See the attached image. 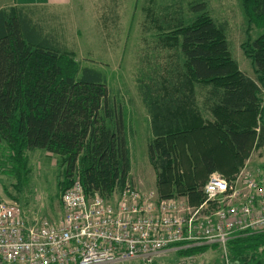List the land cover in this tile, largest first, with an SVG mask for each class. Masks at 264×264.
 I'll list each match as a JSON object with an SVG mask.
<instances>
[{
    "label": "trees",
    "instance_id": "obj_1",
    "mask_svg": "<svg viewBox=\"0 0 264 264\" xmlns=\"http://www.w3.org/2000/svg\"><path fill=\"white\" fill-rule=\"evenodd\" d=\"M241 2L264 28V0ZM204 9L193 3L196 16L187 24L179 10L164 21L155 17L164 31L160 50L173 51L170 65L137 79L152 137L148 161L162 198L195 195L196 202L197 186L211 173L231 179L252 148L264 149V31L245 50L252 79L232 58L224 25ZM29 11L0 8V167L10 165L5 172L21 187L27 153L45 151L57 157L62 190L77 172L86 196L111 199L130 172L123 112L109 98L105 76L81 66L55 39L57 30L43 35ZM175 169H182L180 176ZM227 250L232 264H264V233L232 239Z\"/></svg>",
    "mask_w": 264,
    "mask_h": 264
},
{
    "label": "built area",
    "instance_id": "obj_2",
    "mask_svg": "<svg viewBox=\"0 0 264 264\" xmlns=\"http://www.w3.org/2000/svg\"><path fill=\"white\" fill-rule=\"evenodd\" d=\"M1 169V167H0ZM198 203L129 185L111 199L86 196L78 173L60 196V218L32 217L0 199V264H154L169 252L264 233V168L231 179L211 173Z\"/></svg>",
    "mask_w": 264,
    "mask_h": 264
},
{
    "label": "rangeland",
    "instance_id": "obj_3",
    "mask_svg": "<svg viewBox=\"0 0 264 264\" xmlns=\"http://www.w3.org/2000/svg\"><path fill=\"white\" fill-rule=\"evenodd\" d=\"M22 1L32 0H0V8L7 9ZM197 2L205 4L204 15L224 25L231 56L239 69L246 76L257 79L245 50L264 28L256 19L246 16L241 0H71L68 8L54 12L59 19L51 22L53 30L59 31L61 27L67 38L72 36L64 41L72 47L77 62L81 66H94L105 76L109 98L123 112L130 152L126 182L140 189L159 193L156 173L148 161L147 146L152 137L137 79L161 64L168 63L165 64L168 67L170 59L167 56L173 53L171 49L160 50L157 41L164 31L161 32L157 28L159 23L154 25L153 20L157 16L164 21L165 14L171 16L174 10H179L187 24L196 16L190 7ZM166 6L171 8L163 9ZM204 116L209 117L207 113ZM26 157V182L21 187L14 174L5 172L10 165L0 169V199L17 202L32 217L60 218L64 180L57 157L41 150L29 152ZM259 168H264V149L252 148L239 172ZM173 172L180 176L182 169ZM205 183L197 186L198 201H193L195 195L193 198L179 196H187L192 203H198ZM200 247L202 250L189 255L169 252L156 258L154 264H223V254L217 245Z\"/></svg>",
    "mask_w": 264,
    "mask_h": 264
},
{
    "label": "crops",
    "instance_id": "obj_4",
    "mask_svg": "<svg viewBox=\"0 0 264 264\" xmlns=\"http://www.w3.org/2000/svg\"><path fill=\"white\" fill-rule=\"evenodd\" d=\"M70 4L71 0H32L31 2H15L11 7H23L29 9L33 23L38 24L37 27L40 29L43 35L49 36L51 35L50 31L53 29L51 22L59 19V17L55 15L54 12L61 11L60 9L68 8ZM101 16L103 17V14ZM58 26L60 27V25ZM53 35H57L55 39H60V42L66 46L68 51H73L71 50L72 47L69 48L66 44V41H64V39H71L72 36L67 38L63 31H61V27L59 31L57 33H53ZM146 116L149 122V116L147 113Z\"/></svg>",
    "mask_w": 264,
    "mask_h": 264
}]
</instances>
